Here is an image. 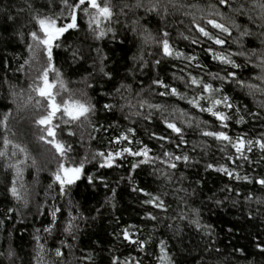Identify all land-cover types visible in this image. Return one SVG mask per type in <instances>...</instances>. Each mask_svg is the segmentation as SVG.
<instances>
[{
	"label": "snow or ice",
	"instance_id": "obj_1",
	"mask_svg": "<svg viewBox=\"0 0 264 264\" xmlns=\"http://www.w3.org/2000/svg\"><path fill=\"white\" fill-rule=\"evenodd\" d=\"M24 3L23 23L19 15L6 14L0 24V103L10 102L0 111L8 201L0 209V241L7 242L0 243V264H17L13 233L29 217L39 227L32 226L28 264H220L207 259L224 251L216 246L217 230L190 201L203 197L202 205L217 208L226 201L233 207L255 203V211L245 209L246 217L264 222V168L245 169L264 163V0H45L40 8L33 0ZM8 21L20 26L6 36ZM13 40L23 45V54L8 51ZM108 45L114 47L106 51ZM21 75L26 87L17 82ZM177 100L187 106L172 103ZM22 110L44 147L43 166L14 139L11 121ZM236 125L260 131L237 132ZM201 160L204 172L228 178L217 190L222 199L215 192L204 195L203 177L190 179L196 174L188 170ZM29 169L35 170L31 184L25 179ZM120 171L126 174L115 181L107 175ZM41 172L49 183L37 191ZM141 175L154 178L157 187L142 183ZM122 183L143 209L139 223H121L116 215ZM101 185L111 195L100 207L76 198L81 189ZM105 205L115 241L101 258L95 247L100 241L87 250L80 245L84 227L103 218ZM185 227L195 230L202 246H184ZM161 228L170 235H158ZM173 240L179 246L170 247ZM250 243L264 255V231ZM120 245L137 254H117ZM197 250L199 259L190 262ZM244 253L233 248L231 256Z\"/></svg>",
	"mask_w": 264,
	"mask_h": 264
},
{
	"label": "trees",
	"instance_id": "obj_2",
	"mask_svg": "<svg viewBox=\"0 0 264 264\" xmlns=\"http://www.w3.org/2000/svg\"><path fill=\"white\" fill-rule=\"evenodd\" d=\"M35 6L37 8H40L41 5L45 2V0H33ZM185 3H196L197 0H184ZM199 3L205 4L207 3V0H198ZM25 3L24 0H0V24H4V21L6 19V14H11L13 16L19 15L20 17V23H23V21L26 19V15L24 13H20L19 9L24 8ZM171 19V18H170ZM179 19H182L184 21V25L188 24V18H185L183 16H180ZM20 23H17L15 25L12 24L11 21H8V24L6 25L8 27L7 33H5L6 36H9L12 34V32L15 30V28L20 26ZM178 27L181 28V30H184L183 25H178ZM28 27L26 26L24 28V31H27ZM129 37L131 34H128ZM103 46V44H101ZM113 45H108L107 48H112ZM9 52L11 51H19L22 54L24 53L23 45L20 44L18 41L13 40L12 46L8 49ZM133 51L135 49L133 48ZM121 53L119 49H116V58H121ZM128 55H131V52L128 53ZM22 62V60L20 61ZM15 63V62H13ZM91 61L87 65H85L86 68H90ZM66 70L71 71V69L67 68V65H65ZM166 70L168 72H171V67H167ZM213 70H216L213 68ZM83 71V70H81ZM121 73H123V68H121ZM163 75V73H162ZM10 78L15 79L14 77ZM73 80L78 79V76H72ZM143 79L145 80V83H147V77L139 76L138 74V80ZM22 87L27 86L26 79L21 75V78L19 81H17ZM75 86V85H74ZM4 95V90L0 89V99H2V96ZM154 102H158L154 101ZM172 103H178L180 107H186V102L183 101H172ZM4 104H10L9 101H4L3 103H0V111H4ZM16 116V119L11 121V124L13 126L14 131L16 132V135L14 139L25 145L31 156L35 157L38 161V163L43 166V154H44V147L42 144L38 143L34 140L30 129V122L28 120V112L22 110L18 115L14 113ZM120 117V113L116 114V118ZM204 119L209 118V114H205ZM121 123H127L126 121H121ZM148 123H152L149 121ZM234 131L237 132H248L249 135H255L260 131L259 127L253 129L251 126L245 127L243 125H236L234 128ZM145 140H147V137H142ZM195 138V137H193ZM211 143V141H209ZM95 146V145H94ZM251 155V154H250ZM254 158H259V153L256 152ZM207 159V158H205ZM203 163L204 160H201L200 165L196 168L188 170L190 173H194L196 175H191L190 179L195 180L203 177V179L206 182V187L204 188V195H210L211 193L215 192L217 193V196L219 198H223V195L217 192V190L221 187H223L224 184L228 183V178L224 177L223 174H217L214 172H211V174L204 172L203 169ZM261 168H264V163H262L259 167L255 165H245L246 170L254 169L256 172H259ZM150 171V169H149ZM31 173V174H29ZM126 173L123 171L113 173L109 172L107 175H109L113 181L118 180L121 175H125ZM3 169H0V209L5 207V205L8 203L7 200L4 199L3 193H4V180H3ZM35 176V170L29 169L28 172L25 173V179L30 184L33 181V177ZM138 180H140L144 184H150L151 187L155 188L157 187L156 184L151 183V181L154 179L150 176L141 175L137 177ZM39 181L40 184L37 186V191H40V189L49 183L48 179V173L47 172H41L39 175ZM239 183V182H237ZM185 186H187V182H185ZM251 190L255 191V188H252ZM244 190L241 189V192ZM118 208L119 211L116 212L117 216H121V223L128 222V223H139L143 219V209L137 202V198L135 194H130V189H126L124 187V184L122 183L120 188L118 189ZM42 195V192H41ZM106 195H111L110 193H106L103 186H99L96 189H81L79 194L77 195V199L82 202V204H85V206L88 207H100L101 204H103L104 198ZM203 197L190 201V203L193 204L195 207H202L203 209V216L206 221L213 224V226L216 228L218 233V241L217 247H220L224 249V251L219 255H213L207 257V259L215 262L220 261V264H264V255L260 254L257 249H255L251 243L250 239L256 236L257 232L264 231V222H262L260 219L253 220L251 217H246L245 209L247 207H251L253 211H255L257 205L255 203H252L249 205H242L238 207H233L229 202H225L224 206L221 208H217L214 205H202L201 199ZM39 199V197H37ZM171 202V200H170ZM175 207V205H173ZM209 207H211V211H209ZM28 210H26L27 212ZM103 212V218L98 219L95 223H91L89 226L84 227V234L81 237V245L80 247L87 250V246L93 245L95 241H100L99 244H96V250L98 253V256L101 258H105L108 255L107 249L110 248L115 241V237L112 236L114 225L112 224V212L111 209L105 205L104 208L101 209ZM262 212H264V208L261 209ZM95 215V213H92ZM35 223L36 227H39L38 220H34L33 218L29 217L26 220L20 221L16 223V229L13 233V247L16 248V251L19 256V260L17 261V264H28L29 258L32 254V246L33 241L31 238V231L32 226ZM169 223H178V222H172L169 221ZM151 228V225L149 224L147 228L143 229L145 232ZM233 229V234H230L228 232V229ZM159 234H164L165 236L170 235L168 233L167 229L161 228L158 232ZM6 235V233H5ZM0 243H3L4 246H7L6 241H0ZM51 244V242H49ZM197 243H201L199 235L196 234L194 229H191L190 227H185L184 233H183V244L184 246H187L189 248H195ZM173 244H176L179 246V241L173 240L170 241V247H172ZM101 248H104V251H101ZM233 248H244L245 253L243 255L237 254L235 257L231 256L232 249ZM3 248H0V251H2ZM175 251L176 249L173 248ZM123 253L125 255L131 253L132 255H136L137 253L133 251V249L129 247H125L124 245H120L119 252L117 254ZM79 255V253H78ZM143 256V254H141ZM192 257H196L197 260L199 259V252L193 251L191 256L188 257L189 261L191 262ZM227 258V259H225ZM150 260V258H148ZM146 264H148V261H146Z\"/></svg>",
	"mask_w": 264,
	"mask_h": 264
}]
</instances>
